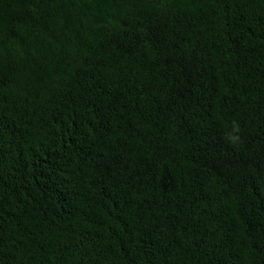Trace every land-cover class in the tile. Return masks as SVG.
<instances>
[{"label":"trees","instance_id":"obj_1","mask_svg":"<svg viewBox=\"0 0 264 264\" xmlns=\"http://www.w3.org/2000/svg\"><path fill=\"white\" fill-rule=\"evenodd\" d=\"M0 264H264V0H0Z\"/></svg>","mask_w":264,"mask_h":264}]
</instances>
